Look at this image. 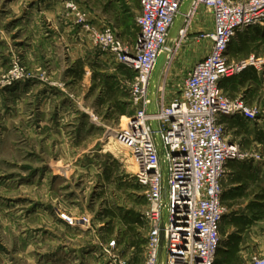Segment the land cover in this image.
Wrapping results in <instances>:
<instances>
[{"label":"rangeland","instance_id":"rangeland-1","mask_svg":"<svg viewBox=\"0 0 264 264\" xmlns=\"http://www.w3.org/2000/svg\"><path fill=\"white\" fill-rule=\"evenodd\" d=\"M104 1L0 0V46H9L0 47L6 58L0 67V264L145 263L144 247L130 250L123 230L126 215L145 224L147 198L135 179L130 149L113 137L136 107L126 105L122 116L110 113L97 81L85 93L70 76L79 68L83 82L90 69L93 80L99 75L110 86L118 79L128 91L129 68L92 36L107 27L125 30L122 37L116 34L136 47L139 14L122 2L130 14L123 28L114 9L119 2L101 13ZM199 35L182 50L206 51L211 40L198 41ZM179 55L171 59L161 85L166 103L182 96L187 72ZM246 104L264 123V102ZM236 144L242 160L263 155ZM147 231L145 225L140 237L145 239ZM227 232L231 228L223 222L222 239ZM253 236L249 232L244 243Z\"/></svg>","mask_w":264,"mask_h":264},{"label":"built area","instance_id":"built-area-1","mask_svg":"<svg viewBox=\"0 0 264 264\" xmlns=\"http://www.w3.org/2000/svg\"><path fill=\"white\" fill-rule=\"evenodd\" d=\"M182 2L141 0L136 47L123 42L110 27L94 30L92 36L95 44L118 54L123 64L135 72L127 92L136 113L115 135L130 149L137 168L135 179L147 198L142 217L148 227L144 264L158 261L162 206L160 158L149 121L159 122L169 160L167 264H216L226 212L221 198L222 180L227 162L242 160L239 146L225 134L222 117L241 115L258 121L256 111L243 99L226 95L221 84L224 78L254 63L229 62L227 51L238 33L264 26V0H196L192 10L203 5L214 17V30L198 37V41L209 38L211 49L188 72L181 98L166 103L160 96L158 113H147L150 77ZM184 32L185 28L182 38ZM120 264L127 263L120 259ZM248 264H264V252L254 254Z\"/></svg>","mask_w":264,"mask_h":264},{"label":"crops","instance_id":"crops-1","mask_svg":"<svg viewBox=\"0 0 264 264\" xmlns=\"http://www.w3.org/2000/svg\"><path fill=\"white\" fill-rule=\"evenodd\" d=\"M114 1L115 0H111L112 4L109 3V0L102 2L103 7H101V13H105L107 7H113ZM116 2H119V4L114 7V9H116L115 14L123 18L122 22L124 24L122 23L121 25L123 28L125 27V23L126 25L130 23V14L124 10L122 2L131 5L132 10H136L138 14L141 13V0H116ZM103 15L101 16L102 18H104ZM131 15L135 20L136 16L133 14ZM184 28V37L182 38L181 35L179 36L162 70L157 93V105L161 94V85L164 82L167 71L170 69L171 59L176 53L179 52L180 54L179 65L180 62L183 63L184 70L188 74L196 62L202 59L211 49L212 42L206 51L199 48L197 52H194V49L190 47L184 48L183 50L181 47L183 43L184 46L186 45L185 43L189 38H193V36H197L203 32H212L214 30V17L209 9L203 5L197 6V8L192 10ZM115 30L120 37H122L124 33L127 34L125 30L123 32H118L116 28ZM138 33L139 32H137V35ZM44 41L45 38L43 39V42ZM1 46L9 48V46L4 43H2ZM4 57L5 55L3 54L0 56V67L3 61H6ZM227 58L229 62L254 60V63H251L239 74L223 79L221 86L226 95L230 98L243 97L249 105L264 102V26H252L246 31L238 33L229 45ZM70 76L75 78V80L83 86L85 93L90 90L93 82L97 81L99 86L96 90L99 91L97 93L105 95V110L107 111L112 112L114 110L108 97L112 89L115 91L116 100L122 103L131 101L130 96L129 99L125 98L124 84L123 82L120 84L118 79L115 82H110L113 87L109 90V88L106 87L108 85L105 86L106 82L102 80L103 78H100L99 75L93 80L90 69H86L83 82L79 80L80 77H78L74 71L71 72ZM115 113L117 114L118 112H114V114ZM222 123L228 132L227 137L232 142H239L245 150H251L253 148L263 153L260 159L249 157L244 160L228 161L225 175L222 180L223 191L221 198L226 208L223 222L231 228V232H227L225 238L222 239L216 264L220 261H224L225 264H244L243 259L249 256L250 252L255 254L264 252V123L261 119L258 121H251L241 115L224 116L222 117ZM142 229L144 228L139 229V232H141ZM249 232L254 233L252 241L250 243H244L245 236ZM126 240L127 239H125V241ZM127 245L132 251L137 249L135 246L130 245L129 242ZM231 249H235L236 255L232 262H229L228 252ZM131 253L133 252H130V254Z\"/></svg>","mask_w":264,"mask_h":264},{"label":"water","instance_id":"water-1","mask_svg":"<svg viewBox=\"0 0 264 264\" xmlns=\"http://www.w3.org/2000/svg\"><path fill=\"white\" fill-rule=\"evenodd\" d=\"M195 1L196 0H183L179 12L176 15L174 22L166 37L163 49L161 50L157 58V61L155 63L154 69L150 77L149 87H148L147 113L149 115H156L158 113L157 93L159 89L160 76L162 74V70L165 66V63L170 53L174 49L177 40L184 29V25L188 19L189 14L192 11ZM149 124L153 131L157 152L160 158L161 178H162L161 230H160V242H159L157 264H167V247H168L167 228L170 217L169 160L167 157L166 147L159 133V122L157 120H150Z\"/></svg>","mask_w":264,"mask_h":264},{"label":"trees","instance_id":"trees-1","mask_svg":"<svg viewBox=\"0 0 264 264\" xmlns=\"http://www.w3.org/2000/svg\"><path fill=\"white\" fill-rule=\"evenodd\" d=\"M72 71H74V73L76 75H78V77H81L82 74H83V71L80 70L79 68H74ZM124 72V71H123ZM124 76L128 79L130 78H133V74L131 73V71L129 69H125V74ZM106 84V83H105ZM109 86V84H106ZM113 87V85L109 86V90ZM125 98L126 99H129V96H128V92L126 93L125 92ZM109 101L111 103V106L114 107V110L113 112H118L116 115L117 116H122L125 114V106L126 105H131L132 102H121V101H118L115 99V91L112 89L110 90V93H109ZM111 113V112H110ZM136 216V215H135ZM135 216H127L124 217V230H123V236H124V239H127L129 244L132 245V246H135L138 250H142L143 249V246L145 245L146 243V239H144L143 237H140V232H139V229L141 228H144L145 224L144 222H140L139 218L137 217L135 219ZM130 217V218H129ZM243 229V228H241ZM236 255V251L235 249H231L229 250L228 252V261L229 262H232L233 258L235 257ZM218 264H225V262H218Z\"/></svg>","mask_w":264,"mask_h":264},{"label":"bare ground","instance_id":"bare-ground-1","mask_svg":"<svg viewBox=\"0 0 264 264\" xmlns=\"http://www.w3.org/2000/svg\"><path fill=\"white\" fill-rule=\"evenodd\" d=\"M113 137H114L115 142H116V141L119 142L118 139H117V137H116V135H114ZM117 142H116V143H117ZM119 145H121L122 147L124 146V144H123L122 142H119ZM124 147H125V146H124ZM129 154H131V153H129ZM131 156H132V155H129L128 157H129L130 159L133 160V158H131Z\"/></svg>","mask_w":264,"mask_h":264}]
</instances>
